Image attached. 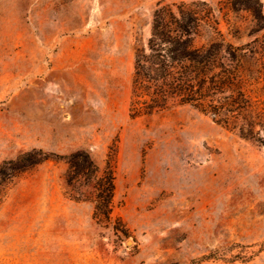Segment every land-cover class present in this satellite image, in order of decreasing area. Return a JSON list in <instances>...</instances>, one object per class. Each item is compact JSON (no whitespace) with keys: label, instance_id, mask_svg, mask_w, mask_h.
<instances>
[{"label":"rangeland","instance_id":"374dc122","mask_svg":"<svg viewBox=\"0 0 264 264\" xmlns=\"http://www.w3.org/2000/svg\"><path fill=\"white\" fill-rule=\"evenodd\" d=\"M181 2L243 48L254 139L176 102L129 118L135 47ZM0 264H264V0H0Z\"/></svg>","mask_w":264,"mask_h":264},{"label":"trees","instance_id":"16d2710c","mask_svg":"<svg viewBox=\"0 0 264 264\" xmlns=\"http://www.w3.org/2000/svg\"><path fill=\"white\" fill-rule=\"evenodd\" d=\"M191 6L192 3H159L154 9L150 36L146 44L135 47L129 118L151 115L176 102L254 139L252 123L242 122L243 112L251 107V100L240 83L242 63L237 52L243 48L224 42L217 28L213 29L211 39V25L205 31L208 40L196 42L199 19ZM79 154L86 161L87 171L96 172L97 166L89 154ZM58 157L70 158L72 154ZM97 185L101 187L97 189L95 212L110 219L114 191L110 159L105 162ZM115 230L126 234L124 228L115 227Z\"/></svg>","mask_w":264,"mask_h":264}]
</instances>
